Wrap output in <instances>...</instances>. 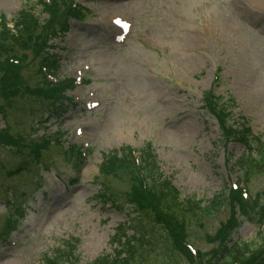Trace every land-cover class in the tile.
<instances>
[{"label":"rangeland","instance_id":"1","mask_svg":"<svg viewBox=\"0 0 264 264\" xmlns=\"http://www.w3.org/2000/svg\"><path fill=\"white\" fill-rule=\"evenodd\" d=\"M76 3L86 13L50 42L61 64L56 77L78 84L70 100L51 110L24 93L11 102L0 96V128L26 145L0 147V264H47L62 251L71 263L117 259L121 237L134 236L131 183L101 167L123 149L148 151L183 200L208 206L241 185L242 140L223 139L206 96L237 131L264 142V0H67V8L83 9ZM23 10L43 27L50 22L41 0H0V22L13 30ZM38 62L22 73L31 90ZM45 138L48 148L34 161L29 145ZM247 192L264 206L263 172ZM57 199L63 204L53 207ZM231 214L224 208L191 227L194 250L216 249L211 243ZM239 221L233 242L256 245L264 226ZM67 246L76 247L75 258ZM141 250L137 264H172L158 248Z\"/></svg>","mask_w":264,"mask_h":264},{"label":"trees","instance_id":"2","mask_svg":"<svg viewBox=\"0 0 264 264\" xmlns=\"http://www.w3.org/2000/svg\"><path fill=\"white\" fill-rule=\"evenodd\" d=\"M41 3L49 17V25L66 30L67 21L69 22L70 18L75 16V12L68 10L65 0H54L52 5H47L45 0H41ZM1 18L0 94L9 100L24 93L36 99L45 100L49 108H62V97L65 94L62 85L52 86L42 80L38 83L37 89L23 90L17 84V79L22 76L21 71L26 67L29 59H40L45 61L44 63L49 61L48 54H45L49 46L43 25L28 10L20 12L19 17L14 21L13 30H8L6 18L3 16ZM10 51L14 53L10 54ZM14 61L19 64H14ZM205 101L208 102L211 113L220 122L223 139L226 142L242 140L247 147L246 154L239 159L238 163L239 170L242 172V182L248 184L258 173H264L263 140L255 136L245 137V134L241 136L231 125L230 117L221 108L208 99ZM4 141L16 147L26 146L23 144L22 137L19 139L11 137L8 140L4 138ZM48 145L46 141L42 144L29 145L34 161H36V155L40 156L41 149H47ZM72 151L77 152V161H79L80 152L75 147ZM101 173L123 174L129 178L131 183L129 204L135 214L130 222L134 236L132 239L121 237L124 243L117 259L111 261L107 257L101 258L95 264H137L135 254L145 247L160 249L165 259L172 264H182L184 259L191 264L195 260L199 264H264V229L257 235L256 245L247 242L234 243L232 239L241 225L239 217L247 218L249 215L245 206L248 209L256 207L253 219L248 218L260 228L264 226V206L259 205L260 200L257 199L256 204L250 206L241 192L222 194L208 206L196 199L183 200L181 193L164 176L155 158L148 151L142 153L139 163L131 149L112 153L104 161ZM229 207L232 214L215 237L218 243H211L214 246L218 244V247L216 246L217 248L209 254L197 253L198 258L194 260L195 255L188 249L190 248V228ZM9 225L11 226V223H8ZM67 248L69 259L75 258L76 247L67 246ZM65 254L66 251L59 252L53 260L49 259L47 264H78L77 261L65 262Z\"/></svg>","mask_w":264,"mask_h":264},{"label":"bare ground","instance_id":"3","mask_svg":"<svg viewBox=\"0 0 264 264\" xmlns=\"http://www.w3.org/2000/svg\"><path fill=\"white\" fill-rule=\"evenodd\" d=\"M61 202V199H57V201H56V203L53 205V207H57L58 205H62L63 204V202L62 203H60Z\"/></svg>","mask_w":264,"mask_h":264}]
</instances>
